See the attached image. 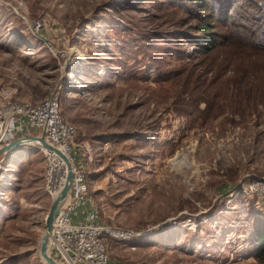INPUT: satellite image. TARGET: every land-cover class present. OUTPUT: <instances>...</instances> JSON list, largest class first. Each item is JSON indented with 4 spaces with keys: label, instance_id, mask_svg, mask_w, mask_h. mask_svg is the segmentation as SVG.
<instances>
[{
    "label": "rangeland",
    "instance_id": "rangeland-1",
    "mask_svg": "<svg viewBox=\"0 0 264 264\" xmlns=\"http://www.w3.org/2000/svg\"><path fill=\"white\" fill-rule=\"evenodd\" d=\"M243 10L229 13L241 22ZM193 16L165 0H0V92L38 101L56 88L74 140L93 148L84 176L97 221L136 233L107 235L108 259L264 264V188L248 187L264 185V100L240 94L234 61L214 72L196 53L183 34L206 40ZM248 59L234 66L261 63ZM178 153L188 165L172 164ZM42 178L37 146L0 154V264H44Z\"/></svg>",
    "mask_w": 264,
    "mask_h": 264
},
{
    "label": "built area",
    "instance_id": "built-area-1",
    "mask_svg": "<svg viewBox=\"0 0 264 264\" xmlns=\"http://www.w3.org/2000/svg\"><path fill=\"white\" fill-rule=\"evenodd\" d=\"M38 29V20L33 22ZM59 99L56 88L50 89L38 101H19L9 91L0 92V146L15 138L25 125L42 134L44 140L56 148L70 165L71 181L66 202L60 206L53 218L52 247L59 261L66 264H108L105 237L129 239L136 233L108 227L96 219L94 207L87 196L84 170L93 155L92 146L86 141L74 140L75 128L66 122L59 113ZM43 157L42 189L53 199L62 188L67 166L53 150L38 147ZM250 189H263L261 182L248 186ZM83 209V217L78 223L71 222V215Z\"/></svg>",
    "mask_w": 264,
    "mask_h": 264
},
{
    "label": "trees",
    "instance_id": "trees-1",
    "mask_svg": "<svg viewBox=\"0 0 264 264\" xmlns=\"http://www.w3.org/2000/svg\"><path fill=\"white\" fill-rule=\"evenodd\" d=\"M174 6L182 8L185 13L194 15L192 19L197 21L194 31H199L206 40L199 41L193 36L185 34L190 45L197 46L196 53L209 57L207 65L214 67V72L226 67L234 61L231 70L237 77L231 81L240 89V94H245L247 99H254V96L264 100V78L259 79L258 75H264V0H165ZM189 3V4H188ZM234 7L244 9L246 14L244 21L250 20L257 25L253 28L248 22H236L232 19L229 11ZM195 9V10H194ZM200 9H206L200 14ZM220 22L222 25H230L224 32L211 31V22ZM263 35H262V32ZM261 57V58H260ZM239 58L257 59L254 66L235 65ZM251 58V59H250ZM231 64V63H230ZM248 67V68H247ZM260 84V85H259ZM256 85V86H255ZM240 94L236 97L240 98ZM238 103V102H237ZM255 256L258 258L264 253V228L255 232Z\"/></svg>",
    "mask_w": 264,
    "mask_h": 264
},
{
    "label": "water",
    "instance_id": "water-1",
    "mask_svg": "<svg viewBox=\"0 0 264 264\" xmlns=\"http://www.w3.org/2000/svg\"><path fill=\"white\" fill-rule=\"evenodd\" d=\"M67 61V58L65 59L64 62ZM22 145H33L37 147H42L45 149L53 150L56 152L65 162L67 166V174L64 180V183L62 185V188L60 191L57 193V195L50 200V205L48 208V211L45 215L44 218V227L47 231L50 230L51 228V223L55 215L57 214L62 201L66 198L69 184L71 181V172H70V165L66 158L53 146H51L49 143H47L44 138L42 137V134L40 135H25V136H20L18 138H15L9 142H6L0 146V154L7 152L11 149H14L18 146ZM38 258L42 261L44 264H60L57 262L48 252L47 250V234L42 233L39 239V245H38Z\"/></svg>",
    "mask_w": 264,
    "mask_h": 264
},
{
    "label": "bare ground",
    "instance_id": "bare-ground-1",
    "mask_svg": "<svg viewBox=\"0 0 264 264\" xmlns=\"http://www.w3.org/2000/svg\"><path fill=\"white\" fill-rule=\"evenodd\" d=\"M182 160L185 161L187 165L189 164L188 161H186L187 159L181 153H178L173 159H171V162H172V164L175 165V164H179V162L182 161ZM65 202H66V198L62 201L61 206ZM52 224H53V220H52V223H51L50 230L49 231H47L46 229L44 230V233L47 234V250H48V252H49V247H51L54 244L53 241H52V239H51V236H50L51 235V230H52V227H53ZM60 264H62V263H60Z\"/></svg>",
    "mask_w": 264,
    "mask_h": 264
},
{
    "label": "crops",
    "instance_id": "crops-1",
    "mask_svg": "<svg viewBox=\"0 0 264 264\" xmlns=\"http://www.w3.org/2000/svg\"><path fill=\"white\" fill-rule=\"evenodd\" d=\"M30 132H34V134H37V133H38V131H37L36 129L31 128V127L28 126V125H25V126L23 127V129L21 130V132L18 134V137L28 135V134H30ZM9 151H11V150H9ZM9 151H7L6 154H7ZM76 219H77V218H76L75 216H71V222H72V223H77V222H76ZM77 221H78V219H77ZM108 264H123V263H122V262H119L118 260L108 259Z\"/></svg>",
    "mask_w": 264,
    "mask_h": 264
}]
</instances>
